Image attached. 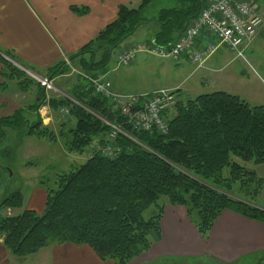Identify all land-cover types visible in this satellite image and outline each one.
Listing matches in <instances>:
<instances>
[{
  "label": "trees",
  "instance_id": "16d2710c",
  "mask_svg": "<svg viewBox=\"0 0 264 264\" xmlns=\"http://www.w3.org/2000/svg\"><path fill=\"white\" fill-rule=\"evenodd\" d=\"M156 1L161 0H141L135 9L120 6L115 20L70 56L69 64L79 60L80 69L76 70L88 75L101 70L125 39L150 22L158 26L150 43L167 47L205 7L202 0H166L170 6L161 9L157 17L144 18V10ZM87 54L89 61L82 63L81 58ZM97 54L100 58L95 62ZM0 64L3 78L17 81L20 87L34 84L1 53ZM70 72L62 61L49 74L54 79ZM74 76L77 84L69 97L74 103L60 96L46 102L57 118L63 110L68 112L60 122L62 132L57 134L63 138L66 151L82 155L96 145L103 148L110 131L106 123L119 126L131 139L119 135L112 143L120 149L115 156L94 150L92 157L73 171L58 175L53 188L44 189L41 212L24 208L17 215L1 218L0 238L10 255L24 259L50 246L72 244L89 248L101 261L129 264L159 241L165 205L183 207L204 239L224 210L264 224V211L253 206L264 178L232 160L235 157L243 163L264 165V105L252 107L224 92L179 100V91H174L175 114L169 119V111L163 114L166 132H135L113 111L109 99L93 94L86 80ZM27 123L19 112L0 118V143L6 129L27 128L28 136L56 139V134L42 126L39 119ZM224 170H228L227 176ZM235 192L245 199L229 196ZM0 194H5L3 188ZM161 198L165 204H158ZM23 205L20 190L0 200V210H21ZM151 206L155 207L154 215L144 219V212ZM261 257L264 261V254Z\"/></svg>",
  "mask_w": 264,
  "mask_h": 264
},
{
  "label": "crops",
  "instance_id": "0c3cea01",
  "mask_svg": "<svg viewBox=\"0 0 264 264\" xmlns=\"http://www.w3.org/2000/svg\"><path fill=\"white\" fill-rule=\"evenodd\" d=\"M140 2V0H0L1 56L5 58L3 54L6 53L12 55V58L20 65V71L34 81V84L28 82L26 87H20L17 81L2 77L3 67L0 64V118L19 112L21 117L28 121L27 125L39 119L42 126L50 128L52 121L56 119L46 105L47 100L51 97H59V95L70 97L78 78L69 73L67 78L64 77L59 82L58 79H52L55 87L53 92L58 93V95H53L51 92H44L34 77L50 78V69L92 42L106 26L115 20L120 6L132 8L130 6L138 3V7ZM202 2L206 4L207 0H202ZM72 8L83 10L84 13L79 14L78 11L75 13ZM144 25L154 27V29L149 28L148 32L151 35L147 41H144L146 45L153 41L158 26L152 22ZM259 32L257 30V36L261 35ZM256 35L253 39L257 37ZM206 40L205 36H201L198 42L202 45ZM251 41L245 45H249ZM131 45L134 44L121 46L118 50ZM114 54L110 62L101 70L86 74L90 77H95V74L103 75L111 83L112 92L118 95L151 93L143 92L137 85V75L141 74L142 66L147 65L145 60L135 58L131 64L122 66L117 63ZM184 57L183 61L188 62V57ZM99 58L100 55L97 54L95 62ZM81 59L82 63H85L89 61L90 55H85ZM78 62L79 60L71 65L78 69ZM207 69L214 71L212 68ZM197 70L199 69L195 68L189 76ZM206 81V77H203L202 83L206 84ZM63 87L66 90L61 89ZM161 89L179 91V100L191 99L189 97L191 90L185 89L181 92L180 84ZM35 105L39 107L34 110ZM171 112H168L166 117H173L174 114L171 115ZM96 143L97 141L92 146ZM258 167H263V165ZM259 178H264V173ZM34 191L35 195L30 200V208L32 204H41L45 196V192H42L40 188ZM261 192L264 193V186ZM253 206L264 211V201L259 203L255 200ZM11 213L14 214V211L6 210L7 215ZM159 227V241L152 244L150 250L144 254V259L143 256L140 257L139 264H253L259 261L264 262L261 257L264 254V224L230 211H222L206 239L198 234L190 223L185 209L180 206L165 205ZM47 248L49 250L46 262L49 261V264H113L110 261L99 260L85 246L64 244ZM38 253L34 254V257ZM16 262V258L8 253L0 238V264H17Z\"/></svg>",
  "mask_w": 264,
  "mask_h": 264
},
{
  "label": "rangeland",
  "instance_id": "374dc122",
  "mask_svg": "<svg viewBox=\"0 0 264 264\" xmlns=\"http://www.w3.org/2000/svg\"><path fill=\"white\" fill-rule=\"evenodd\" d=\"M137 4L138 3L130 7L137 8ZM169 6L170 3L166 0L156 1L144 10L143 17L146 19H151L154 16L157 17L161 9ZM252 6L262 20V25L258 29L261 35H256L257 37L248 43L249 45L246 46L244 44L241 47V58L235 57L237 54L236 52L220 48L203 64V69H199L189 76L190 73L195 70V65L183 61L185 60L184 56V58H180V60L175 63L170 59H161L146 53H141L137 55L136 59L143 58L147 65L142 66L143 70L141 68V74L138 72L140 74L137 75L138 87L143 92H152L157 89L160 90L161 88L173 86L174 84H180L181 92L185 89L191 90V94H189L191 99L202 94L224 92L239 96L240 99L252 107L264 105V0H252ZM149 28L154 29L153 26L149 27V25L148 27H145V25L141 26L135 34L125 39L121 46L136 43L145 46L146 42L144 41H147L151 35L149 34L150 32H148ZM244 46L246 47L244 48ZM3 55L6 61L21 70L20 65L14 58L8 57L6 54ZM63 62L67 65L68 58ZM211 62L214 63L212 64ZM67 66L72 67L71 64ZM207 68H212L214 71L212 72ZM67 75H69V73L55 77L54 79H58L57 81L59 82L60 79L63 80L62 78ZM203 77L207 79L206 84L202 83ZM58 86L59 83L57 87ZM61 89L66 90L64 87ZM51 93L53 95H58L56 92ZM59 96L61 98H68L74 103V101L67 96ZM112 109L116 112L115 107H112ZM169 112H171V115L175 114V108H171ZM61 114L59 113V118H57L58 115L54 116L52 114L53 117L57 118L52 121L49 128L56 134V139L53 141L45 137H39L37 139L28 136L27 128L18 131L6 129L5 138L0 143V189L3 188L5 192L4 195H9L12 191L20 190L24 197V205L21 210H13L14 214L11 213V215H7L6 210H0V219L6 216L17 215L21 213L24 208H30V200L35 195V189L40 188L42 192H44L45 188H53V182L58 175L73 171L85 160L91 158L88 155V152L91 150L90 148L86 149L82 155L72 154L66 151L63 138L57 136L61 131L59 127L60 122L63 121L65 116H61ZM168 118L167 116V119ZM69 127L70 125L67 128ZM232 160L246 169L254 171L257 177H260L264 173V165L263 167H258L252 163H243L235 157H233ZM223 175L227 176L228 170H224ZM4 195L0 194V200ZM233 195L234 196L230 194L229 196L233 199H237L236 197L245 199L243 194L235 192ZM256 200L259 201V203L263 202L264 193L261 192ZM43 202L44 199L41 204H32V208L30 209L38 213L41 212ZM158 204H165V199L161 198ZM154 213L155 207L151 206L144 212L143 217L144 219H149ZM48 250L49 248H44L39 251L36 257L32 255V257L29 256L27 259L15 257L16 263L49 264V261L46 262ZM144 254L129 264H139L142 256L144 259ZM253 264H264V262L259 261Z\"/></svg>",
  "mask_w": 264,
  "mask_h": 264
},
{
  "label": "built area",
  "instance_id": "2783aa9c",
  "mask_svg": "<svg viewBox=\"0 0 264 264\" xmlns=\"http://www.w3.org/2000/svg\"><path fill=\"white\" fill-rule=\"evenodd\" d=\"M261 24L262 20L252 6L251 0H207L205 7L184 27L171 45L161 47L153 43L145 46L134 44L117 50L115 59L119 65L127 66L141 53L170 59L175 63L183 56H187L188 62L195 65L196 69H200L220 48L236 52L235 57L241 58V47L255 37ZM201 36L207 39L202 45L198 42ZM70 70V73L88 82L93 94L109 99L132 131L166 132L163 114L177 102L173 91L160 89L146 95H118L112 92L111 83L103 75L90 77L74 67H70ZM36 81L46 92L55 91L51 79L37 77ZM62 113L68 114L67 110H63ZM106 125L110 128L107 144L103 148L98 145L92 147L88 152L90 157L94 150L105 156H115L120 149L112 145L114 140L119 135L131 139L119 126L108 123Z\"/></svg>",
  "mask_w": 264,
  "mask_h": 264
},
{
  "label": "bare ground",
  "instance_id": "6f19581e",
  "mask_svg": "<svg viewBox=\"0 0 264 264\" xmlns=\"http://www.w3.org/2000/svg\"><path fill=\"white\" fill-rule=\"evenodd\" d=\"M40 79H42V78H40ZM47 79H49V78H47Z\"/></svg>",
  "mask_w": 264,
  "mask_h": 264
}]
</instances>
